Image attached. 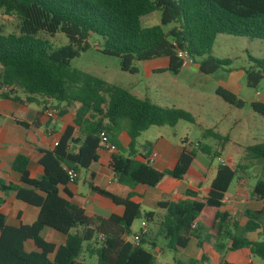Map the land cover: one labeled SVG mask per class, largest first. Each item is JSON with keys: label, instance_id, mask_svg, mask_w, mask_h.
I'll return each instance as SVG.
<instances>
[{"label": "trees", "instance_id": "obj_1", "mask_svg": "<svg viewBox=\"0 0 264 264\" xmlns=\"http://www.w3.org/2000/svg\"><path fill=\"white\" fill-rule=\"evenodd\" d=\"M156 11L160 13V25L142 29L141 17ZM1 13L17 15L20 23L19 35H4L0 29V84L11 88L9 94L0 97L15 100L12 95L20 90L27 102L38 96L66 105L78 103L80 110L74 120L79 138L73 140V128L68 127L52 151H41L39 179L29 177L28 159L18 154L11 170L19 175L20 185L0 181L2 195L13 192L17 201L38 210L29 225L22 222L18 226L8 225L0 214V264H89L82 259L84 255L94 259L92 264H155L152 253L144 248L143 239L137 247L123 239L135 234L131 227L137 218L142 217L141 221L148 223L154 219V213L142 212L139 204L131 200L132 193L120 198L88 184L92 191L123 208L121 215L104 218L87 216L83 210L70 207L60 197L59 187L76 183V178L70 181L65 169L76 174L98 160V151L103 150L99 146L100 133L110 135V144L116 150L108 167L118 184L154 188L165 177L183 180L197 151L183 148L173 169L160 172L145 162V156L135 158L136 140L150 127H174L180 121L194 124V119L182 109L160 107L124 88L70 70L69 64L89 49L88 39L96 35L102 41L98 52L117 58L123 73L135 75L138 64L166 58V70L176 75L181 69L176 57L180 50L188 53L200 74L213 75L230 63L211 55L217 36L264 41V0H0ZM165 26H170L167 31L163 30ZM38 32L62 33L68 44L50 50L33 38ZM248 60L249 66L244 69L246 86L256 89L264 79V59L248 57ZM216 95L236 108L243 105L224 89L218 88ZM251 109L264 118V104L252 103ZM86 114L89 116L85 117ZM121 130L130 138L126 149L116 146ZM202 135L227 141L211 130H204ZM79 142L72 150L70 143ZM235 150L222 158L205 198L197 200L196 193L187 190L185 200L158 204L164 213L157 224L156 237L164 239L172 252L184 251L191 240H196L200 247L199 235L210 232L220 251L247 249L264 264V142L247 146L243 151V160L257 161L261 166V176L251 195L261 201L262 208L246 210L244 226L239 229L233 223L230 231L227 226L230 215L222 211L223 199L233 180L247 170L244 165L233 164ZM198 152L208 156L210 149L200 145ZM213 156L217 158L219 154ZM64 194L71 195L65 189ZM3 203L4 198L0 197V205ZM45 230L57 233L62 243L46 241L42 236ZM253 233L257 239L251 241L246 235ZM221 237L228 240L229 246L218 242ZM27 242H31L34 250H26ZM206 261L207 257L202 255L187 264Z\"/></svg>", "mask_w": 264, "mask_h": 264}, {"label": "crops", "instance_id": "obj_2", "mask_svg": "<svg viewBox=\"0 0 264 264\" xmlns=\"http://www.w3.org/2000/svg\"><path fill=\"white\" fill-rule=\"evenodd\" d=\"M138 66V73L135 75H139L141 71H144L148 77L157 74L170 73L166 70L168 67V60L166 58L153 59L140 63ZM188 70L194 74H200L193 64L187 68H181L174 76H182L185 71ZM242 77V74H240L239 82L234 81V79L230 76V78L226 81L218 80L215 83L218 88L226 90L238 99L237 96L243 87L241 83ZM263 81L264 79L262 82ZM260 84L256 89H254L253 98L248 100L250 107L252 103L264 104V82L262 85ZM127 90L135 96L141 98V96L138 94L139 91L136 87V84ZM174 94L181 96L179 92H174ZM12 97L15 98V100L4 99L0 97V181L3 183L20 185L19 175L11 170V166L16 155L22 154L27 157V171L29 173V177L32 179H39L42 176V168L39 165L41 151H52L55 147L54 144L58 142L60 136L68 127L73 128L72 139L76 140L79 138V127L74 125V120L78 111L80 110V105L78 103L66 105L65 103H60L57 101L55 102V100L50 98L38 96L32 97V102H27L26 96L20 90L14 91ZM185 99L190 100V96L187 95ZM240 101L245 103L243 99H240ZM193 102L196 104V106H198V115H196L191 108L182 110L188 112L192 116L195 126L198 127V129L202 132L204 130H211L219 136L227 138V141H219L218 147L221 151L224 150V146L226 144L235 145V147H230L227 152L221 153V151L218 150L213 151L214 153L219 154L217 161L219 158L222 159L228 152L236 149L235 152L237 155L233 156V164L244 165L247 167L246 172L239 173V175L233 180V182L235 181L234 186H232L231 189V185L229 186L223 199L222 207V211H226L230 215L227 226L232 228L233 223H236L240 229L244 226L246 221L245 217L243 216L246 210L259 211L262 208L261 201L257 200L251 195L250 192L246 190V185L248 183L246 178L247 172L249 170L251 171L250 174L252 178L255 179V183L256 180L261 176V166L257 162H241L243 161L244 148L238 143H230L231 141L229 139V135H226V133L222 134L216 131L217 125L213 122V117L207 110H205L200 100H193ZM50 109L58 110V115L49 119L45 116V112ZM88 116L89 114L85 115V117ZM251 118L256 119L254 116H251ZM241 121L242 118L235 119L233 127L237 126V124H239ZM16 122L24 123L26 126L19 127ZM177 124L174 127H169L173 132H168L165 130L166 126L157 127L156 135L151 138L148 137L143 139V133L150 131L152 127L141 133V135L136 140L135 158L139 159L141 156L146 157L151 152H155L157 154V158L150 165L153 169L160 172L173 169L182 149L185 148L186 150L191 151V145L187 143V137H180L178 141L176 140L178 136L176 130ZM242 133L243 131L241 130V134ZM106 137L108 142L111 143L110 135H106ZM182 142L185 143L182 144ZM196 142L199 143V147L200 145H205L208 147V149H210V153L212 152V149L209 145L202 144L198 140ZM80 144L81 142L76 145L70 143V147L76 146L77 148ZM129 144L130 138L128 134L125 130H121L116 137V146L120 149H126ZM236 146L240 147L238 148ZM115 151L116 150L113 146H111V149L109 150H99L98 160L91 164L88 169L77 171L75 185L59 187V195L61 198L67 201L70 207L83 210L87 216H100L106 218L110 215H121L123 208L113 204L109 199H106L92 191L88 184H92L100 190L106 191L120 198H125L128 193H132L134 196L131 200L139 204L142 212L154 213L153 221L151 223L147 222L148 234L143 240L144 246L148 248L147 251L150 250L149 252L151 253L155 251L159 252L160 249L158 248L156 242V232L158 227L157 224L164 211L158 207V204L185 200L184 193L187 190L196 193L197 200L205 198L210 184L215 177L217 167H212L208 160L196 155L195 159L191 163V166L189 167L187 175L183 180L165 177L154 188L143 185H136L132 188H129L127 186L118 184L113 173L108 167L110 156L114 154ZM193 151L200 153L198 150ZM196 160H198L197 165H195ZM218 163L220 164L219 161ZM257 167L260 168V171L253 173L252 171H254V169ZM81 178L82 186H80ZM85 187H87L86 190ZM64 189L71 194L70 197H67L64 194ZM0 197L4 198V203L0 205V214L5 216L6 223L8 225L18 226L20 222H22L24 225H29L35 220L38 210L34 207L17 201L13 192H10L5 196L0 193ZM153 230L155 232L154 235H152ZM234 232L238 233L236 229ZM46 234L55 235V237L58 238V242L46 239ZM42 236L48 242L57 245L62 243L61 237L51 230H45L42 233ZM246 237L251 241L257 239V236L254 233L247 234ZM199 239L201 242L200 247H197L196 240H191L184 251L175 253L179 254L182 257V260L177 263L174 262V264H187L189 260H198L202 255L207 257V261L203 264H263L259 260L253 258L247 249L230 251L234 256L229 258L226 262H221L219 260L220 255L218 253V251H220L219 246L218 248L215 247V243L217 241L215 239L211 240V233L202 232L199 235ZM27 245H30L29 250L26 249L27 251L34 250L31 242H27L25 244V248ZM155 246L157 249H154ZM227 246H229L228 243Z\"/></svg>", "mask_w": 264, "mask_h": 264}, {"label": "rangeland", "instance_id": "obj_3", "mask_svg": "<svg viewBox=\"0 0 264 264\" xmlns=\"http://www.w3.org/2000/svg\"><path fill=\"white\" fill-rule=\"evenodd\" d=\"M20 20L15 14H0V29L4 35H19ZM160 25V13L158 11L149 15L143 16L140 19V27L146 29L149 27ZM170 26L163 27L164 31H167ZM34 39L43 42L48 49L57 50L68 44L66 37L62 33H56L50 35L45 32H38L33 36ZM89 49L79 54L76 58L72 59L69 64L70 70H77L90 76L102 79L115 86L130 89L136 84L138 88V94L142 97L150 99L154 104L164 108H176V109H188L191 108L193 112L198 115V106L194 104L193 100H200L205 110L213 117V122L217 125L216 131L219 133L229 135L230 143H238L241 147L245 148L248 145H253L258 142H264V119L253 112L250 107L249 99L253 98L254 89H248L245 82L244 69L249 66L248 57L254 59H264V41H251L249 42L245 38L232 37L227 35H219L216 37L211 55L213 58L220 61H229L227 66L219 69L212 76H203L201 74H194L191 71H185L182 76L176 77L171 73L157 74L148 77L144 71H141L139 75H130L120 71L119 61L115 57H108L100 54L98 51L101 49L102 41L96 35H92L88 39ZM139 66L137 65V68ZM242 74V90L238 94V100L243 99L242 107L237 109L229 106L221 98L216 95L218 86L215 82L218 80H228L230 76L234 81L239 82V76ZM262 82V81H261ZM264 82V81H263ZM263 82L260 84L262 85ZM174 92H179L180 95H175ZM190 96V100L185 99L186 96ZM56 102V101H55ZM254 116L256 119H252ZM242 118V121L233 127L234 120ZM244 128V129H243ZM157 127H152L150 131L143 133V139L148 137H154L156 135ZM168 132L171 131L169 127H166ZM178 136L187 137V143L193 144L197 140L202 144L209 145L212 152L206 156L200 153V157L205 158L211 163V166L216 168L219 164L217 158L213 156V151H221L218 147L219 141L212 137H203L202 131L195 126L184 121H180L176 127ZM241 130L243 133L241 134ZM240 131V132H239ZM229 133V134H228ZM235 147L234 144H226L224 150L227 152L230 147ZM240 147V146H236ZM241 162H257L243 160ZM196 160L195 165H197ZM258 163V162H257ZM260 168L257 167L252 171L257 173ZM250 170L246 174L247 185L246 190L251 193L255 179L252 178ZM235 181L231 184L230 189L234 186ZM80 186H82V178L80 179ZM87 187H85V190ZM142 217L137 218L131 227L132 232L137 233L139 230V224ZM233 229L230 228V231ZM155 232L153 230L152 235ZM46 239L50 241L58 242V238L53 234H46ZM213 240V239H211ZM157 246L160 251L152 253L155 264H174L179 262L182 257L179 254L173 253L166 246V241L160 237L156 238ZM219 243H228V240L224 237L218 239ZM30 245H27L26 249L29 250ZM147 250L148 248L144 246ZM154 249H157L155 246ZM150 251V250H149ZM221 262L228 261L229 258L234 255L230 251L223 250L218 251ZM82 259L92 264L94 259H88L86 255L82 256Z\"/></svg>", "mask_w": 264, "mask_h": 264}, {"label": "built area", "instance_id": "obj_4", "mask_svg": "<svg viewBox=\"0 0 264 264\" xmlns=\"http://www.w3.org/2000/svg\"><path fill=\"white\" fill-rule=\"evenodd\" d=\"M176 57L179 59L181 63V68H187L189 66H192L194 64L193 59L188 55L187 52L185 51H177L176 52ZM11 91V88L6 85L0 84V95L2 94H9ZM58 115V110L55 109H50L45 112V116L47 118H54L55 116ZM100 141H99V146L103 149H111V144L108 142L107 137L103 134L100 133ZM55 146L57 143L54 144ZM199 149V143L194 142L191 144V150H198ZM157 158V154L155 152H151L148 156L145 158V162L149 165H151L155 159ZM218 161L222 163V159L219 158ZM67 176L69 177L70 181H73L76 178V174L69 169H65ZM148 234V227H147V221L143 220L140 223L139 230L137 233H135L132 237H123L125 241H129L133 246L137 247L141 245V240L144 239ZM102 239V237L100 236Z\"/></svg>", "mask_w": 264, "mask_h": 264}, {"label": "water", "instance_id": "obj_5", "mask_svg": "<svg viewBox=\"0 0 264 264\" xmlns=\"http://www.w3.org/2000/svg\"><path fill=\"white\" fill-rule=\"evenodd\" d=\"M71 149H72V150L76 149V146H72Z\"/></svg>", "mask_w": 264, "mask_h": 264}]
</instances>
